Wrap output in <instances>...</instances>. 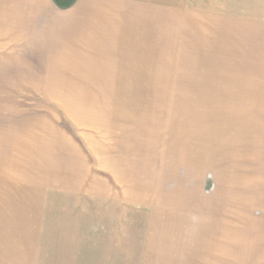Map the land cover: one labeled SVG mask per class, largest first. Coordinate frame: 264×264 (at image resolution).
Segmentation results:
<instances>
[{"label": "rangeland", "instance_id": "obj_1", "mask_svg": "<svg viewBox=\"0 0 264 264\" xmlns=\"http://www.w3.org/2000/svg\"><path fill=\"white\" fill-rule=\"evenodd\" d=\"M13 2L66 42L0 36V142L63 166L0 188V264H264V0Z\"/></svg>", "mask_w": 264, "mask_h": 264}, {"label": "crops", "instance_id": "obj_2", "mask_svg": "<svg viewBox=\"0 0 264 264\" xmlns=\"http://www.w3.org/2000/svg\"><path fill=\"white\" fill-rule=\"evenodd\" d=\"M13 1L14 0H2V2L6 5L14 3ZM22 1L27 2L28 0ZM42 1L43 0H41V2ZM28 11L29 15H27ZM42 11L43 8L42 10L38 9V11L33 9H16L12 12L10 11L11 13L9 12L10 15L8 17L3 14L4 18L0 22V36L5 35L4 37H7L17 32V30H22L24 34L26 32H30L37 37L34 42L35 46H32L31 48L33 53H43L48 55L49 52L55 51L62 54V44L66 41H63L62 37L57 36L62 34V27L64 28L62 22L53 21L54 23L49 26L54 27L56 36L53 37V40H50L49 38L50 41H48L46 37L45 30L48 27V25L46 26V23L42 25L44 27L42 32L39 30L32 32L31 30L34 28L38 29L40 27V25L36 23V20L41 18L40 14ZM0 12L3 13V9H0ZM73 28L76 27L71 26L70 29L73 30ZM24 34L22 33L21 35L25 36ZM57 37H59L58 40H56ZM67 42H72V40ZM44 58L45 57H38L39 60ZM46 59L48 61V58ZM44 65L47 67V63ZM45 124L46 120L44 119L43 125H40L38 130L34 127L30 130H23V133H17V135H15L16 138H14L15 142L11 144L13 145V148L9 147V142L7 144V140H12L9 136L4 138L6 141L5 143L0 142V153L4 154V156L0 158V188H22L21 185L27 186V183L29 182H26L25 180H30V174L41 173L45 177L49 174L53 177L62 173L63 162L59 161L58 157L60 154L54 149V146H58L59 139L62 137V132L59 130V132L56 131V133H53L52 131L49 139L47 137V127ZM64 138L65 142H63L62 148L64 150H76L71 140L67 137ZM6 145L7 147H5ZM14 151L18 154L13 155ZM19 154L20 156H17ZM47 165H50V168H48ZM7 168L11 170L17 169L16 176L9 174V172H7ZM39 183L42 186L47 187V180L44 184H42V182Z\"/></svg>", "mask_w": 264, "mask_h": 264}]
</instances>
